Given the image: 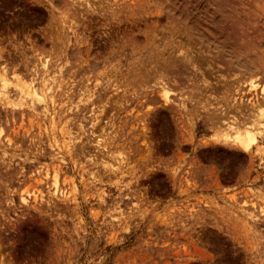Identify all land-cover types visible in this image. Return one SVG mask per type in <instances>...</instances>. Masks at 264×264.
<instances>
[{"label": "rangeland", "instance_id": "obj_1", "mask_svg": "<svg viewBox=\"0 0 264 264\" xmlns=\"http://www.w3.org/2000/svg\"><path fill=\"white\" fill-rule=\"evenodd\" d=\"M98 1L0 0V264H264V0Z\"/></svg>", "mask_w": 264, "mask_h": 264}, {"label": "bare ground", "instance_id": "obj_2", "mask_svg": "<svg viewBox=\"0 0 264 264\" xmlns=\"http://www.w3.org/2000/svg\"><path fill=\"white\" fill-rule=\"evenodd\" d=\"M97 3H99L98 0H69L68 5H72L73 6V4H76V5H80V6L83 5L86 8H92L95 4L97 5ZM81 8H82V6H81ZM86 8L84 9V11L87 10ZM82 10H80V11H82ZM71 12H73V11L71 10ZM49 61H50L49 58H43L42 60L40 59L39 64L41 65L42 68H44L45 70H47L48 65H49ZM6 75L7 74H6L5 69H4V67H2L0 69V90H1L0 92H1V95H3V99L5 100V103L9 105V103H10V101L12 99L11 97H14V96H16V97L19 98L18 101L24 100L23 97L25 96V93L26 94H29V92L28 91L25 92L26 89L23 90L21 87L17 86L18 85L17 84L18 82L16 83V85L14 83V85L17 86L15 88L16 90H14L15 93L12 92L14 94H11V96L9 95L13 89L9 93V91H8L9 90L8 89V87H9L8 86V81L9 80L7 81ZM13 76H15V75H12V78H13ZM250 80H249V84L247 85L248 86L247 87L248 88V91L253 92L254 97H255V95L257 93L260 94V95H264V88H262L261 86H258L257 83H255L252 80L250 81ZM158 83L160 84L161 82L158 81ZM159 84H158V86H160ZM14 85L12 84V87H14ZM161 85H162V83H161ZM163 85H164V83H163ZM162 86L159 89V91L161 92L160 95L162 96V98L164 99V101L168 102V100H170L169 93L165 89V87H162ZM28 88H30V87H28ZM42 89L43 88H41V87L39 89L36 88V87H34L33 91L29 94V95H31V97H30L31 100L29 99V102L31 101L30 111L32 112V114L34 116L37 114V111L35 109V103L36 102H38V103L41 102L40 96L42 95ZM256 91H257V93H256ZM14 99H17V98H14ZM50 100H51L50 101V104H54L53 95H50ZM24 103H25V101H24ZM249 103L251 104V107L252 108L256 107L257 108V111H255V109H254V112H256V114L255 115L253 114L254 116L252 115L253 117H251L252 119L248 120L249 122L244 123V128L242 130L240 129V127H238V125H237L236 122H232V121L231 122H226L223 125V127L225 126V131H223V132H225V134L223 136L228 137L227 134H229V132H231V130H234V132L232 131L233 134H231L229 136V138L233 142V144L238 149H240L243 152H248L256 144V142H257V134L260 133L262 131L263 127H264V96H261L258 99L257 98L254 99L253 102H251V99H249ZM11 104H13V103H11ZM20 105H21V103H16L13 106L16 107V106H20ZM43 108H44L45 112H47V105H44ZM13 109H18V108H13ZM49 116H50L49 120H50L51 124H53L54 123V116L52 114H50ZM223 123H224V121H223ZM7 141H10V140L7 139ZM52 176H54V174ZM55 177H57V176L55 175ZM56 180L57 179H55L54 182H53V183H55V184H53L54 185L53 186V191L57 195L60 194V195L64 196L63 190H61L59 188V186L56 185V182H57ZM26 194H28V193H26ZM36 197H38V196H36L35 194H33V200H35ZM40 198H42V197H40ZM21 200H22V203L24 202V204L28 202L27 197H23L22 196L21 197Z\"/></svg>", "mask_w": 264, "mask_h": 264}]
</instances>
